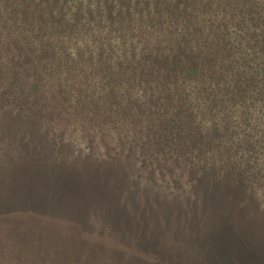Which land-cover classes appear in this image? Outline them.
<instances>
[{
    "label": "rangeland",
    "instance_id": "obj_1",
    "mask_svg": "<svg viewBox=\"0 0 264 264\" xmlns=\"http://www.w3.org/2000/svg\"><path fill=\"white\" fill-rule=\"evenodd\" d=\"M42 1L27 0L24 3V0H0V23L3 21L9 23L8 28L0 27V78L2 81H6L8 77L15 80L22 93L31 88L28 86V81L32 74L37 76L36 72L39 71V63L32 61V57L29 56L32 48L44 47L45 57H50L57 68L61 67L59 59L52 55H56L60 50V45L55 40V35L60 30L56 27L67 20L61 14L57 16L51 13L57 10L43 7ZM104 1L99 0L100 3ZM136 1L141 3L137 5ZM136 1L117 0V4L120 3L124 8L129 4L131 6L136 4L134 7L136 9L133 10L135 16L141 15L144 20L153 18L151 23H145V25L147 24L151 29L155 27L154 31L149 30L147 34L141 33V39L136 48L162 45L163 41L155 42L152 39L154 32L160 30L159 26L164 28L163 30H168L173 25L172 22L181 24L183 22L181 18L189 16L188 10L192 9L189 0H178V2L184 1L183 5L178 7L174 6L176 0H171V3L167 1L168 9H162L160 5L151 6L150 1L160 3L161 0ZM24 5L26 9L23 8ZM238 5L245 8L247 11L245 15L250 14L258 20L257 14H259L261 22L248 20L242 26L232 23L222 27L219 23L218 27L215 23L206 21L196 24L198 32H194L191 28L192 32L197 36L200 32L205 34L208 31H213L217 35L228 30H232V35H235V31L243 35L248 31L249 39L254 40V44L250 47L252 53H258L260 58H264L262 53L264 51L262 43L264 42L262 38L264 0H240ZM91 6L95 9L98 4L93 1ZM250 9L252 11H249ZM58 10L79 11L76 6ZM223 10L220 16H224L222 18L224 20L228 12ZM17 13H22L28 19L24 21L13 19V17H23L16 15ZM92 13H95L94 10ZM168 16L171 17L169 22ZM98 18L104 24H100V30L95 31V34L89 33L90 30H88L85 35L76 32L57 35L58 38L66 36L67 41L73 36V41H76L66 51L72 57L90 61L97 66L101 65L104 59L105 61L108 59L105 55L111 49L109 41L102 40L104 35L100 33L105 32L109 23L108 18L104 15ZM19 22L21 25L16 27ZM36 26L40 28L35 29ZM222 28H224L223 31ZM150 33L151 35L148 36ZM211 37V39L198 41L199 46H191V50L199 57L200 60L197 59V62L203 61L202 56L205 58L207 76L211 78L209 80L213 88L218 91V88L222 86L226 99L231 92L235 91L232 85H238V79L233 71L234 68L226 71L221 67L211 66L212 48L225 49L224 41H222L223 34L222 40L217 39L215 35ZM48 39L51 41L49 42ZM238 39L239 37L234 41ZM103 44L104 51L101 48ZM87 48H90L92 55L88 54ZM79 51L85 55L78 57ZM115 53L122 54L120 50H116ZM186 55H189L188 52L183 56L182 61L188 63L191 59ZM45 61L50 65V61L46 59ZM174 63L175 60L172 57L170 65ZM56 82L64 84L59 90L51 89L53 99L49 100L53 102L51 106L35 109L27 105L29 109L38 112L36 115L29 114V110L25 111L24 105H21L23 108L20 109V107L0 102V136L10 141L11 146L22 155L30 154L31 149H38L42 155L38 169L26 167L24 162L18 160L17 168L20 172L28 170L30 174L39 176L41 181H44L43 186L48 188L49 185L46 183L48 184L49 177L46 176V167L43 166L49 164L46 155L53 152L50 149L48 137L51 133L48 129L54 126L53 131L55 128L58 129L59 133L56 132V135L66 142L64 154H78L79 157L91 162L94 170L100 168L99 163H101L104 171L108 173V176L105 174L104 177V172H94L91 184L93 180L95 182V177L99 173L102 175L101 178L110 184L108 197L105 196L107 199L105 208L111 212L113 221L119 224L117 226L121 235L129 240L126 241L129 242L127 244H131L127 249L133 251L134 255L128 260L141 263L142 259L145 264H175L173 260L159 257L156 252L180 250L193 252L196 259H199L203 252H210L212 255L216 252L218 257H214L218 264H264V112L262 110L259 112L250 110L253 114L251 116L243 114L245 110L242 107L230 108L215 102L213 108L207 113H202V116L201 114L197 116L179 114L182 124H175L176 126L164 120L163 112L156 121L142 124L139 131L133 123L128 124L127 121H122L126 110L118 113L113 110L111 101L114 97L113 92L106 89V91L97 89L98 91L95 92L96 89L92 87L90 91L84 92L86 99L89 98L91 102L95 99L102 110L99 113L103 117L107 115L117 118V122L120 123L118 125L113 121L119 126L114 128V123L106 122L98 127L96 132H92L63 108V105L71 106L67 97L74 96V86L79 83L77 79L74 78L71 84H67L61 76L53 78L52 81L50 79V84L54 85ZM37 89L34 88L40 94ZM17 91L13 90L9 93L10 91L3 88L0 82V96L4 99H9L12 95H25ZM55 106L64 110L63 115H60L61 111H58L59 114L54 111ZM28 114L30 116L26 117ZM59 118H63V122ZM82 118L86 121L84 117ZM201 127H216L221 129V133L209 141V137H203ZM141 135L142 138H140ZM254 140H260L262 143H254ZM25 142L28 144L25 145ZM9 170L6 169L5 172ZM63 185H59V189L62 192L64 190L68 192L65 203L67 209L62 206L59 208L52 201L57 212L54 215L61 218L59 225L65 226L67 222L75 223L90 231V233L86 231V235L93 233L96 235L101 232L91 224L97 218L96 211L103 207L100 199H93L97 198V195L91 190L86 193L89 197L84 195L85 199L91 197V201L94 200L95 208L86 207L88 210L82 208L86 210L76 211L75 208L79 206L77 200L79 197H76L75 192L71 191L73 189L65 182ZM46 188L43 190L40 188L44 195L42 201H48L50 198L54 200L51 194L46 198L48 193ZM16 189L19 191L16 187L13 193L17 198L14 192ZM55 200L57 202V199ZM119 253L108 252L111 255ZM128 260L126 263H131ZM204 262L210 264L208 260Z\"/></svg>",
    "mask_w": 264,
    "mask_h": 264
},
{
    "label": "trees",
    "instance_id": "obj_2",
    "mask_svg": "<svg viewBox=\"0 0 264 264\" xmlns=\"http://www.w3.org/2000/svg\"><path fill=\"white\" fill-rule=\"evenodd\" d=\"M93 1L98 4L95 9L91 6ZM167 1L172 2L171 0H161L160 3L157 1L150 2L151 6L160 5L162 9H168L169 4ZM26 2L27 0H24V3ZM98 2L99 0H43L41 4L45 8L57 10L51 11V13L57 14V16L63 15L67 20L64 24L56 27L60 30L57 35L67 32L85 35L88 30H90L89 33L95 34V31L100 30V24H104L98 17L101 15L106 16L109 23L105 28V32L100 33L104 35L102 40L107 39L111 45V49L105 55L108 59L106 61L104 59L101 65L97 66L90 61L72 57L66 50L72 43H75L76 40L73 41V36L67 41L66 36L58 38L55 35L60 50L52 56L59 59L61 67L57 68L50 57H45L44 47L32 48L29 56L32 57V61L39 63V71L36 72L37 76L32 74L28 81V86L31 88L22 93L19 84L15 80L8 77L6 81H2V78H0L2 87L10 91L9 93L19 89L18 93L25 94L23 96L12 95L9 99L0 96L1 103L10 104L13 107L17 106L20 109L24 105L25 111L29 110V114L36 115L38 112H34L36 110L29 109V107L37 109L43 106H51L53 103L49 101L53 100L51 89L59 90L64 83L56 82L53 85L50 84V79L52 81L53 78L61 76L67 84H71L74 78L79 82L74 86V96L67 97L71 106L63 105V108L70 112L71 117H75L92 132H96L97 128L106 122L114 123L113 121H115L118 125L120 124L117 122V118L107 115L103 117L99 113L102 110L96 104L95 99L93 102L89 98L86 99L84 92L90 91L92 87L96 89L95 92L98 91L97 89L102 91L106 89L113 92L115 97L111 100L113 110L116 113L126 110V115L122 121H127L128 124L133 123L139 131H141L142 124L156 121L157 117H160L163 112L165 113L164 120H167L170 125L176 126L175 124H182L179 114L182 113L183 116L201 114L202 116V113H207L213 108L215 102L217 104L220 102L221 105L225 104L230 108L242 107L245 110L243 114L251 116L253 114L250 110H258V112L262 110L264 112V87H262L264 84V58H260L258 53H252L250 47L254 44V40L249 39V32L246 31L243 35L235 31V35H232V30H228L217 35V33L210 30L212 32L208 31L205 34L200 32L197 36L192 32V29L194 32H198L196 24L206 21L215 23L218 27L219 23L222 27V25L226 26L232 23L242 26L248 20L261 22L259 14H257L258 20L250 14L245 15L247 13L245 8L238 5L240 0H189L192 6V9L188 10L189 16L181 18L183 20L181 24L172 22L173 25L168 30H163L164 28L159 26L160 30L154 32L152 39L155 42H163L159 47L152 48H136L139 45L141 33L147 34L149 30L154 31L155 27L151 29L147 24L145 25V23H151L152 17L144 20L141 15L135 16L133 10L136 9H134L136 4L133 6L129 4L128 7L124 8L120 3L117 4V0H105L104 3ZM183 2L176 0L174 6L183 5ZM136 3L139 5L141 2L136 1ZM75 6L79 11L66 12L58 10L70 9V7ZM23 8L26 9V6L24 5ZM223 9L228 12V16L224 20L222 19L224 16H220L221 12L224 11ZM93 10L95 13H92ZM249 11H252V9ZM16 15L23 17H13V19H20L21 21L28 19L22 13ZM167 18L169 22L171 17L168 16ZM19 24L21 25V22L17 23L16 27ZM0 27L8 28V21L1 22ZM36 28L40 27L36 26ZM210 34L215 35L219 40H222L221 36L223 34L224 39L222 41H224L223 47L225 48L222 50L212 48L213 55L210 56L212 65H210L221 67L226 71L234 68L233 71L238 79V85H232V89H235V91L231 92L226 99L222 86L218 88V91L213 88L209 80L210 77L207 76L205 58L202 56L203 61L197 62L199 57L191 50V46L198 47L200 41L211 39ZM150 35L151 33L148 34V36ZM238 37V41H234ZM262 38L264 40V31ZM48 41L51 40L48 39ZM193 41H196L194 42L195 45ZM262 43L264 48V42L262 41ZM101 48L104 51L105 45L103 44ZM116 50H120L122 54L115 53ZM87 51L89 55H92L90 48H87ZM187 52L189 55L186 56L191 59L188 63L182 61ZM84 55L82 51H79L77 56L83 57ZM172 57L175 63L170 65ZM45 59L50 61L51 66L47 64ZM78 77L80 78L78 79ZM171 77L174 78L171 79ZM34 88H38L40 94ZM202 109L204 110L202 111ZM54 111L56 113L61 111L59 112L60 115H63L64 112L58 106L54 107ZM29 114L26 117L30 116ZM79 115L84 117L86 121ZM59 119L63 122V118ZM116 123H114V128L119 127ZM53 128L54 126L48 129L51 133L48 137L49 144H51L50 149L53 152L46 153L49 164H47L48 167L46 164L43 166L46 167V176L51 180V182L48 180V184L45 182L46 185H49L48 188L43 186L42 182L44 181H41L39 176L30 174L28 170L20 172L17 168V161L19 160L22 163L24 162L26 167L38 169V163L42 157L41 152L38 149H31L30 154L22 155L15 147L11 146L10 141L0 136V264L126 263L128 258L134 255L133 251L127 249L131 244H127L129 242L126 241L129 240L121 235L117 226L119 224L115 220L113 221L111 212L105 208L107 204L105 196L108 197L110 191L108 185L110 184H107L104 178H101L100 173L97 174L98 172H104L105 177V174L108 176V173L104 171L105 169L102 168L101 163H99L101 167L97 168L96 171L92 169L91 162L81 156L79 157L78 154H64V144L66 142L62 141L59 135H56L58 129L55 128L53 131ZM80 129L83 128L80 127ZM201 130L204 134L203 137H209V141H212V137L221 133V129L216 127H201ZM140 138H142V135ZM253 142L262 143L260 140H254ZM27 144L28 142H25V145ZM6 169L12 170L5 172ZM94 172H97V176L95 182L92 179V185L91 178ZM64 182L73 189L71 191L75 192L76 197H79L77 199L79 206L75 208L76 211L79 209L85 211L86 207L95 208L94 200L91 201V197L89 199L86 194L89 190L97 195V198L93 199L101 200L103 207L96 211L97 218L91 223L101 232L96 235L94 233L86 235L88 230L75 223L67 222L68 224L65 226L59 225L61 218L54 215L57 212L52 201L59 208L62 206L67 209L65 203L68 192L66 193L64 190V194L59 189V185L62 186ZM16 187L19 188L22 195L28 194V196L33 197V200L28 202L24 201V198H16L13 193ZM40 188L42 190L46 188V192H48L46 198L51 194L54 200L57 199V202L51 200V198L48 201H42L44 195L41 193ZM85 194L90 201L84 198ZM100 195L104 196L100 197ZM88 232L90 233V231ZM97 235L99 236L96 237ZM142 251L146 252L147 250ZM108 252L120 253L111 255ZM156 253L159 254V257L175 261V264H209L204 260L210 261V264H218V262H215L214 257L217 256L216 252L215 255L210 252H203L199 259H196L193 252L180 250L177 252L168 250ZM128 262H131L129 264H145L142 259L141 263L132 262L131 260H128Z\"/></svg>",
    "mask_w": 264,
    "mask_h": 264
},
{
    "label": "water",
    "instance_id": "obj_3",
    "mask_svg": "<svg viewBox=\"0 0 264 264\" xmlns=\"http://www.w3.org/2000/svg\"><path fill=\"white\" fill-rule=\"evenodd\" d=\"M16 193V196L19 198H24L25 200L24 201H32L33 200V197L32 196H28V194L26 195H22L17 189L14 191ZM36 198H39V197H36ZM40 199V198H39Z\"/></svg>",
    "mask_w": 264,
    "mask_h": 264
}]
</instances>
